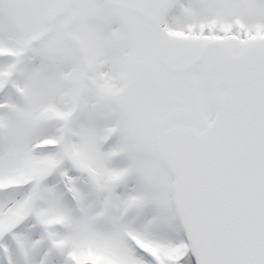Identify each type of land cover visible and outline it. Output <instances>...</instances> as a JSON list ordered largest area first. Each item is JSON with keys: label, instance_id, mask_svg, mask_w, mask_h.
I'll return each mask as SVG.
<instances>
[{"label": "snow or ice", "instance_id": "1", "mask_svg": "<svg viewBox=\"0 0 264 264\" xmlns=\"http://www.w3.org/2000/svg\"><path fill=\"white\" fill-rule=\"evenodd\" d=\"M0 264H264V0H0Z\"/></svg>", "mask_w": 264, "mask_h": 264}]
</instances>
